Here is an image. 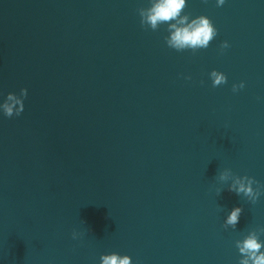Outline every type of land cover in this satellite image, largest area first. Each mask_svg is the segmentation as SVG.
Wrapping results in <instances>:
<instances>
[{"label": "clouds", "instance_id": "obj_1", "mask_svg": "<svg viewBox=\"0 0 264 264\" xmlns=\"http://www.w3.org/2000/svg\"><path fill=\"white\" fill-rule=\"evenodd\" d=\"M206 2V0H205ZM225 0H217V4L223 5ZM187 6L186 0H150L149 7H141L138 9L140 22L142 26L150 27L152 30H157L161 24L168 25L169 35L165 38L167 45L177 51L191 49L207 48L210 42L216 37L217 29L214 27L209 17L200 15L190 20L188 14H183V10ZM229 45L225 41L221 48H227ZM213 87L220 86L227 82V77L224 73L213 70L210 73ZM244 83L233 85V91L243 88ZM24 99L27 97V90L22 89ZM7 101H13L9 104H3L4 115L12 117L19 116L24 110V102L17 99L14 95L8 94ZM19 105V107H16ZM221 179H226V175H221ZM247 180V183L243 181ZM258 183L254 178L243 176L237 178L235 183L229 188V191H234L237 195L243 194L251 197L255 203L261 195V187L253 189V184ZM242 207H234L229 213L226 224L235 228L238 224ZM264 232V229H260ZM76 233L73 232V238ZM236 247L239 250L242 258L239 264H264V241L259 239L257 231H251L242 240L236 241ZM101 264H132L131 257L128 255H120L118 253L104 254L100 257Z\"/></svg>", "mask_w": 264, "mask_h": 264}]
</instances>
